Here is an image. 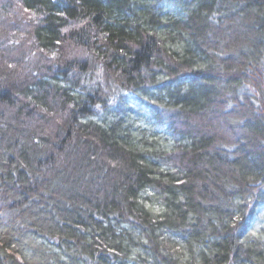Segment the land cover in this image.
I'll return each mask as SVG.
<instances>
[{
    "label": "trees",
    "instance_id": "trees-1",
    "mask_svg": "<svg viewBox=\"0 0 264 264\" xmlns=\"http://www.w3.org/2000/svg\"><path fill=\"white\" fill-rule=\"evenodd\" d=\"M0 264H264V0H0Z\"/></svg>",
    "mask_w": 264,
    "mask_h": 264
},
{
    "label": "rangeland",
    "instance_id": "rangeland-1",
    "mask_svg": "<svg viewBox=\"0 0 264 264\" xmlns=\"http://www.w3.org/2000/svg\"><path fill=\"white\" fill-rule=\"evenodd\" d=\"M30 16H31V15H30ZM29 18H30V17H29ZM35 58H36V56H35ZM28 60H32V62H33V59H29V58H28Z\"/></svg>",
    "mask_w": 264,
    "mask_h": 264
}]
</instances>
